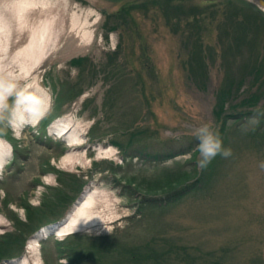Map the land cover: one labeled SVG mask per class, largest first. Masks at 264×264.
I'll use <instances>...</instances> for the list:
<instances>
[{
	"label": "rangeland",
	"instance_id": "1",
	"mask_svg": "<svg viewBox=\"0 0 264 264\" xmlns=\"http://www.w3.org/2000/svg\"><path fill=\"white\" fill-rule=\"evenodd\" d=\"M19 1L0 0V79L50 105L37 123L0 126L12 146L0 174V264L32 261L29 241L46 228L43 264H264V25L243 37L244 16L223 14L228 0H35L23 18ZM45 27L57 37H42ZM35 33L48 55L14 71L11 57ZM230 112L252 114L227 119L221 136ZM59 119L81 141L51 128ZM205 124L231 155L200 169L193 130ZM86 189L96 223L53 234Z\"/></svg>",
	"mask_w": 264,
	"mask_h": 264
},
{
	"label": "bare ground",
	"instance_id": "2",
	"mask_svg": "<svg viewBox=\"0 0 264 264\" xmlns=\"http://www.w3.org/2000/svg\"><path fill=\"white\" fill-rule=\"evenodd\" d=\"M37 5V2L35 0H21L18 2V13L21 18H23V14L31 7ZM22 13V15H21ZM25 16V15H24ZM75 20V19H74ZM1 21V20H0ZM2 24V25H1ZM1 21L0 22V38L2 39V36L5 35L8 38V31L5 32V25ZM79 24V21L77 22V19L74 22V25L77 26ZM80 26V25H79ZM52 27V26H51ZM48 28H43L41 31V36L46 37L49 39L51 37H55V35H52L51 28L50 32L47 30ZM88 39L91 38V33L86 31L84 34ZM57 37V36H56ZM41 37L37 38L36 33L31 37L30 42L28 43L27 47L24 50H21L19 52H16L13 57H11V63L12 69L16 67H20V69L25 70V73H30L40 62L44 60V57L48 55V51L46 49L47 43L46 40L44 42H41ZM44 39V38H43ZM1 41V40H0ZM1 43V42H0ZM7 46L6 43L3 44V47H0V54H6ZM1 59V58H0ZM1 63V61H0ZM11 69V68H10ZM11 69V70H12ZM39 89V88H38ZM37 89V90H38ZM41 91V90H40ZM35 105L37 111L41 112V115L36 117H30L31 121L29 123H37L41 121V119L45 116L47 113L46 111L49 109L50 102L49 98H39L35 99ZM29 119V118H28ZM70 120L65 119H59L57 122H55L51 128L57 129L58 132L62 135H66V140L68 144H76L78 141H81V135L80 132L76 130H72L69 127ZM101 151H104L100 148ZM109 151V150H107ZM12 153V146L7 141H5L2 137H0V174L2 170L4 169L5 165L7 164L9 158L11 157ZM72 159H75L73 155L68 154L63 158L64 163H68L69 161H72ZM80 159L81 157L76 156V160ZM95 195L96 191H92V189H86V191L83 194V198L79 200L77 205L73 208V211L69 214L68 219L60 225V227L57 229L58 232L54 233L58 237H62L65 235H68L70 233H76L79 230H82L83 227L89 226L96 223V217L94 216L90 211L93 209V205L95 202ZM50 229L46 228L38 234H36L31 240L29 241V247L33 249L34 255L31 258L27 256V258H24L21 261L15 262L16 264H43V259L40 255V247H41V241L48 237L47 233ZM56 230V229H55Z\"/></svg>",
	"mask_w": 264,
	"mask_h": 264
},
{
	"label": "clouds",
	"instance_id": "3",
	"mask_svg": "<svg viewBox=\"0 0 264 264\" xmlns=\"http://www.w3.org/2000/svg\"><path fill=\"white\" fill-rule=\"evenodd\" d=\"M34 105L35 101L30 96L21 94L14 85L0 79V126L14 131L21 129L29 123V117L38 118L41 115ZM193 133L200 141L197 148V165L200 169L206 168L218 154L224 157L231 155V150L223 148L219 133L214 131L211 125L205 124L195 128Z\"/></svg>",
	"mask_w": 264,
	"mask_h": 264
},
{
	"label": "trees",
	"instance_id": "4",
	"mask_svg": "<svg viewBox=\"0 0 264 264\" xmlns=\"http://www.w3.org/2000/svg\"><path fill=\"white\" fill-rule=\"evenodd\" d=\"M228 4L230 5V7H229L230 9L225 7V10L223 12L224 16H226V19H227V17L232 16L233 12H236L237 16L242 15L245 18L242 21H239L237 23V25H241L242 26L241 29H243V30H241V31H243L242 32V36L243 37L244 36L246 37L248 35V30H249L251 25H253V26L255 25V26H257V28H258V25H262V26L264 25V11H262L258 6H256L254 3L250 2L249 0H231V1L228 0ZM248 8L251 9V10H248ZM227 10H228V15H226ZM176 16L179 19H181L179 13L176 14ZM232 18H233V16H232ZM229 21H230V19H229ZM73 62L76 63V64L78 63L77 59H75ZM232 88H233L232 86H229L226 91H222L218 95V106L220 107L219 108L220 110H218L217 115H218L219 119H222L221 117H223V114L225 113V111H227L226 108H225V105L227 103V100H229V94L232 92ZM230 97H231V95H230ZM235 105L239 106V103H237ZM260 111H262V110H260ZM248 114H252V113L251 112H248V113H244V112H239V113L230 112V113H226L224 115V123H223L222 131H221V136L224 133L223 130L225 129V124H226V120L227 119L234 118V117H239V116H242V115H244V117H245V116H248ZM190 190H191V186L180 187L179 189L175 190L174 193L167 199L170 200V199L177 198V197L189 192ZM166 202H168V201H165V203ZM160 203L162 204V200L160 201ZM0 238H1V236H0ZM92 246L95 248L94 250H91L92 252L96 251L99 254L100 253H104L101 250H99V249H101V246L98 245L97 243L93 242ZM122 252L129 259H133V258H134L133 260L137 259L136 256L138 254L135 253L133 250L130 252L129 249H123ZM153 255H155L154 252H153Z\"/></svg>",
	"mask_w": 264,
	"mask_h": 264
},
{
	"label": "water",
	"instance_id": "5",
	"mask_svg": "<svg viewBox=\"0 0 264 264\" xmlns=\"http://www.w3.org/2000/svg\"><path fill=\"white\" fill-rule=\"evenodd\" d=\"M249 1L254 3L256 6H258L262 11H264V0H249ZM82 198L83 196H81L79 200H81ZM79 200L76 201V204L79 202ZM57 229L53 231V234L58 232Z\"/></svg>",
	"mask_w": 264,
	"mask_h": 264
}]
</instances>
